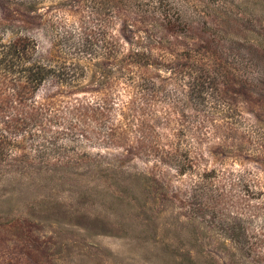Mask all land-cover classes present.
<instances>
[{"label": "rangeland", "instance_id": "1", "mask_svg": "<svg viewBox=\"0 0 264 264\" xmlns=\"http://www.w3.org/2000/svg\"><path fill=\"white\" fill-rule=\"evenodd\" d=\"M49 3L0 5L70 67L0 72V264H264V0L174 34Z\"/></svg>", "mask_w": 264, "mask_h": 264}, {"label": "trees", "instance_id": "2", "mask_svg": "<svg viewBox=\"0 0 264 264\" xmlns=\"http://www.w3.org/2000/svg\"><path fill=\"white\" fill-rule=\"evenodd\" d=\"M46 2H50L46 6L47 8L85 5L98 17H104L118 10L134 12L142 17H160L162 23L158 24L168 33L174 34L179 26L186 28L189 21L202 19L205 10L221 7L225 0H0V5L7 8L6 4L14 3L24 7L25 11L33 13ZM183 14L188 15L190 19H184ZM5 24H8L10 30L15 28L18 30V27H20V25L14 26V23H4L3 25ZM33 43L27 34L8 39H4L0 35V72L2 71L5 74L17 73L28 77L30 80L35 81L33 88L49 76L58 79L66 78L70 67L66 63L58 65L49 63L47 59L45 61V58L38 53ZM86 44L85 46L88 49L90 47L91 51H96L90 42H86ZM77 49L74 50L76 54L77 51L85 50L81 46H78ZM132 52L137 56H144V52L139 48H136V50L133 48ZM196 84L201 87L202 81L196 79Z\"/></svg>", "mask_w": 264, "mask_h": 264}]
</instances>
